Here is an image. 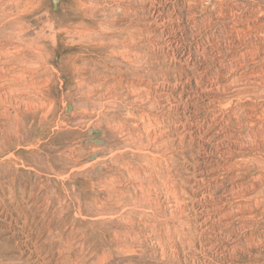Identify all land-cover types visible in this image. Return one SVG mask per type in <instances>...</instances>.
<instances>
[{
    "label": "rangeland",
    "instance_id": "rangeland-1",
    "mask_svg": "<svg viewBox=\"0 0 264 264\" xmlns=\"http://www.w3.org/2000/svg\"><path fill=\"white\" fill-rule=\"evenodd\" d=\"M0 79V264H264V0H0Z\"/></svg>",
    "mask_w": 264,
    "mask_h": 264
},
{
    "label": "bare ground",
    "instance_id": "bare-ground-1",
    "mask_svg": "<svg viewBox=\"0 0 264 264\" xmlns=\"http://www.w3.org/2000/svg\"><path fill=\"white\" fill-rule=\"evenodd\" d=\"M12 5H13V4H12ZM23 6H24V5H23ZM27 6H28V3H27ZM18 8H19V7H18ZM13 10H14V9H13ZM1 79H2V78H1ZM1 79H0V80H1ZM4 80H5V79H4ZM5 87H6V86H5ZM1 88H2V87H1Z\"/></svg>",
    "mask_w": 264,
    "mask_h": 264
}]
</instances>
